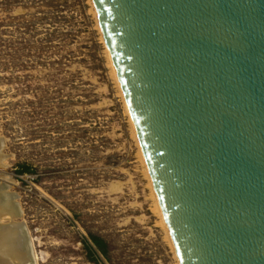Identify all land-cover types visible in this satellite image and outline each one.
I'll return each mask as SVG.
<instances>
[{
  "label": "water",
  "instance_id": "water-1",
  "mask_svg": "<svg viewBox=\"0 0 264 264\" xmlns=\"http://www.w3.org/2000/svg\"><path fill=\"white\" fill-rule=\"evenodd\" d=\"M91 1L179 264H264V0Z\"/></svg>",
  "mask_w": 264,
  "mask_h": 264
},
{
  "label": "rangeland",
  "instance_id": "rangeland-1",
  "mask_svg": "<svg viewBox=\"0 0 264 264\" xmlns=\"http://www.w3.org/2000/svg\"><path fill=\"white\" fill-rule=\"evenodd\" d=\"M98 26L90 0H0V186L38 264H177Z\"/></svg>",
  "mask_w": 264,
  "mask_h": 264
},
{
  "label": "bare ground",
  "instance_id": "bare-ground-1",
  "mask_svg": "<svg viewBox=\"0 0 264 264\" xmlns=\"http://www.w3.org/2000/svg\"><path fill=\"white\" fill-rule=\"evenodd\" d=\"M90 2H91V5L93 7V11H94V14L96 16V19H97V15H96L93 3H92L91 0H90ZM97 21H98V19H97ZM98 25H99V22H98ZM98 27L100 29L102 40H103V42L105 44V47H106V52H107L106 54H107V57H108V60H109V65H110V68H111V71H112V76H113V78H114V80H115V82H116V84H117V86L119 88L120 96H121V98L124 101L126 113H127V115L129 116V119H130V124H131V127H132L133 137H134V139H135V141L137 143V146L139 147V155H140L141 163L143 165L145 176H146V178H147V180L149 182V189L151 191V197H152V200H153L152 203H154L153 204L154 205V212L159 218V226H161V228L165 231L166 237H167V241L169 242L170 247L172 249V252L174 253V256H175V259L177 261V264H179V260L177 258V254H176V251H175V248H174V245H173V241H172L169 229L167 227V224H166V221H165V218H164V214L162 212V209H161L157 194L155 192V189H154V186H153V183H152V180H151V176H150V173H149V170H148V167H147L143 152L141 150V147H140V144H139V141H138V138H137L133 123L131 121V118H130V115H129V112H128V109H127V106H126V102H125V99H124V96H123V92L121 90V86H120V83H119V80H118V77H117V74H116L115 67H114L113 62L111 60V56L109 54V50L107 49V46H106L102 31H101V28H100V25ZM2 149H3V145H2V142L0 140V158L2 157V155H1L2 154L1 153ZM3 178H4V176H3ZM12 204L13 203H12L11 200H7L5 202L0 201V247L2 245L6 246V247H9V248L14 247V251L13 252L16 253V251L19 250V249H17V246L19 244L23 246L24 245V240L23 239L22 240L18 239L19 238V232L17 233V231H4L3 230V228H5L7 226H17L18 225L17 222H16V218H14V216H13L14 215V209H13ZM4 219H9V224L8 225H5L3 223ZM17 234H18V236H17ZM13 252H11V254ZM18 253H20V252L18 251ZM11 258H12L11 259L12 262H10V263H9V261H6L5 258H0V261H3L2 264H18L19 261L22 260V255L21 254H15Z\"/></svg>",
  "mask_w": 264,
  "mask_h": 264
},
{
  "label": "trees",
  "instance_id": "trees-1",
  "mask_svg": "<svg viewBox=\"0 0 264 264\" xmlns=\"http://www.w3.org/2000/svg\"><path fill=\"white\" fill-rule=\"evenodd\" d=\"M19 173L20 174L32 173V169L28 166H23ZM91 242H92L93 246L99 251V253L101 255H103L104 257H108L107 244L103 239L96 237V236H91ZM88 249L90 250V253L93 256V260H95L96 259L95 252L89 246H88Z\"/></svg>",
  "mask_w": 264,
  "mask_h": 264
}]
</instances>
